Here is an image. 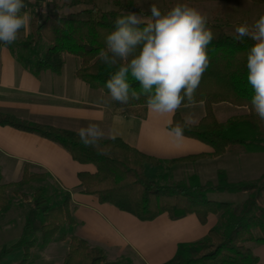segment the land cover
I'll use <instances>...</instances> for the list:
<instances>
[{
  "label": "trees",
  "instance_id": "trees-1",
  "mask_svg": "<svg viewBox=\"0 0 264 264\" xmlns=\"http://www.w3.org/2000/svg\"><path fill=\"white\" fill-rule=\"evenodd\" d=\"M189 3L221 2L228 0H184ZM264 5V0H249ZM30 11L29 32L7 47L13 57L34 74L49 70L59 73L63 55L79 59L76 77L92 87L108 93L105 83L118 66L109 67L98 58L105 48L106 36L114 30L117 17L129 12L140 13L150 18V11H142L132 0L126 3L113 0L115 9L103 10L93 0H72L59 3L56 0H24ZM87 3L75 11L65 8ZM43 9L41 12L40 10ZM163 14V13H162ZM208 21L214 33L208 45L210 64L196 92L197 103L204 106V115L196 124L185 128L184 136L207 144L212 151L167 161L175 163L196 161L201 158L222 156L227 148L241 146L246 151L264 149V122L260 121L251 108L253 90L247 83V54L253 41L244 37L234 39L226 30L224 17ZM142 27V25H141ZM129 81L137 90L138 82ZM118 107L130 108L141 115L146 109V98L132 100L128 104L114 101ZM226 103L245 110L244 114L219 121L213 105ZM183 106V105H182ZM173 125L183 123L178 112L173 116ZM0 125L34 133L49 139L64 148L73 160L80 164H91L93 172L77 174L83 192L95 195L101 203H108L127 212L138 220L150 221L161 214L179 219L194 214L202 224L210 214L218 215V223L211 227L204 238L177 245L174 255L162 264H254L258 258L248 244L264 243V173L253 180L229 181L223 172H218L215 182L200 183L195 176L187 181L161 183L167 179L165 173H156L152 178L146 174L147 166L162 167L163 161L146 155L128 145L120 138L102 140L100 147H84L76 132L42 125L11 114L0 112ZM106 153V154H99ZM38 181L40 185L28 196L23 187ZM24 198L23 224L18 239L11 248H22L25 264L30 251L36 245L45 248L58 235L60 241L68 240L67 252L61 264H111L105 260L102 249L90 245L73 233L76 221L71 214L69 192L49 182L44 172H30L24 168L19 180L10 183L1 181L0 214L7 213L12 204L8 191ZM212 192H241L246 197L237 214L231 213V204L208 198ZM218 225V226H217Z\"/></svg>",
  "mask_w": 264,
  "mask_h": 264
},
{
  "label": "crops",
  "instance_id": "crops-1",
  "mask_svg": "<svg viewBox=\"0 0 264 264\" xmlns=\"http://www.w3.org/2000/svg\"><path fill=\"white\" fill-rule=\"evenodd\" d=\"M223 14L221 18L225 16ZM78 66L79 59L66 54L59 73L45 70L34 74L24 68L7 47L1 46L0 112L76 133L80 127L98 123L106 133L103 140H107L111 130L116 129L120 132L117 138L163 161L161 168L147 166L145 169L150 178L160 171L167 174L168 180L161 179L163 184L169 181L188 182L191 176H195L200 183L216 181L220 171L228 180L235 182L237 179L234 177L251 175L259 164H264V154L232 146L216 158H201L168 166L167 161L210 153L212 149L190 137L184 136L179 141L171 137L168 120H172L173 116L152 113L147 106L141 115L130 108L116 106L109 93L76 77ZM177 112L182 118L193 113L195 122L192 124H196L204 115V106L202 103L181 106ZM230 157L233 159L230 163L217 165ZM26 167L30 172L46 173L50 183L69 192L70 210L76 221L74 235L102 249L105 260L111 264H162L174 255L179 243L204 238L208 230L218 223L217 214H210L204 224L194 214L172 220L164 213L150 221L138 220L108 203L99 202L95 195L83 192L77 174L80 171L93 172V165L76 162L64 148L49 139L0 125L1 181L3 177L9 178L3 183L19 180ZM9 227V222L0 217V234L7 233ZM17 239L15 236L7 238L5 241L11 243L6 247L1 244L0 251ZM64 243L67 252L68 240L60 241V244ZM248 246L258 258L254 264H264V243L250 242ZM20 253V250L17 251L18 256ZM5 254L0 257V264H16L7 260ZM47 258L49 255L45 254L43 261Z\"/></svg>",
  "mask_w": 264,
  "mask_h": 264
},
{
  "label": "clouds",
  "instance_id": "clouds-1",
  "mask_svg": "<svg viewBox=\"0 0 264 264\" xmlns=\"http://www.w3.org/2000/svg\"><path fill=\"white\" fill-rule=\"evenodd\" d=\"M26 7L24 0H0V44L15 43L21 29L27 30L31 17L22 11ZM150 12V18L132 12L117 17L98 58L109 67L118 66L105 83L113 101L128 104L144 96L150 112L174 116L182 105L197 103L196 92L210 64L207 48L215 37L207 15L186 3L175 4L165 14L152 4ZM235 33L237 41L248 37L254 42L247 54V83L253 90L251 108L264 122V14L251 26H237ZM194 122L193 113L184 115L182 124L172 126L169 119V135L183 139L185 128ZM77 135L84 147L94 149L106 138L98 123L80 127ZM118 136L112 129L107 138L115 141Z\"/></svg>",
  "mask_w": 264,
  "mask_h": 264
},
{
  "label": "rangeland",
  "instance_id": "rangeland-1",
  "mask_svg": "<svg viewBox=\"0 0 264 264\" xmlns=\"http://www.w3.org/2000/svg\"><path fill=\"white\" fill-rule=\"evenodd\" d=\"M59 3L62 2H71L72 0H56ZM87 1V0H85ZM97 6L103 10L115 9L116 5L113 3V0H93ZM128 0H118V2L126 3ZM134 4L142 9V11H150V5L155 4L161 11V13L165 14L169 11L175 4L177 3H186L191 7L197 8L203 14H206L208 17V21L216 22L220 15H225V25L226 30L229 34L235 33V28L242 24H247L249 26L253 25L258 18L264 14V5L255 4L249 0H228L221 2H205V3H189L184 0H132ZM88 6L86 2L83 4H78L77 6H73L70 8H65L64 11H75L78 10L79 7ZM28 13L30 11H27ZM137 15H142L140 13H136ZM30 17L31 14L29 13ZM143 16V15H142ZM146 17V16H144ZM147 18V17H146ZM29 32V26L27 30L21 29L19 38H23ZM18 38V39H19ZM66 55V54H64ZM63 55V56H64ZM185 107V106H184ZM189 107V106H187ZM213 111L216 118L224 122L227 119L244 114L245 110L242 108H236L226 103H220L213 105ZM235 149H243L241 146H234ZM253 153H261L264 154V149H258L255 151H251ZM232 157L223 160L222 162H218L217 165L221 166L224 164H228L232 161ZM237 164V163H233ZM259 168H255L250 174L245 177H234L233 179L240 180H253L258 177L261 172H264V164H259ZM243 178V179H241ZM9 178L3 177L2 182H6ZM230 181V180H229ZM211 182H215L212 181ZM234 182V181H231ZM40 183L38 181L31 182L23 187L25 195H29L32 193ZM8 196L12 200L10 210L5 214H0V217L4 218L9 222L10 227L5 234L4 232L0 234V245L8 246L11 242L5 241L9 237L15 236L19 237L22 224H23V215L25 209V201L23 197L18 195H13L12 190L8 191ZM208 198L218 201H224L231 204V213L237 214L241 208V204L246 197L245 193L241 192H215V193H207ZM216 226V225H215ZM218 226V225H217ZM2 235V236H1ZM20 250V255H17V251ZM49 255L47 261H43V257L45 254ZM66 253V244H60V240L58 239V235L53 238L48 246L45 248H41L39 245H36L30 251V257L25 264H55L60 263L62 257ZM5 258L7 260L13 261L18 264L22 259V248L19 246L13 247L9 250V254L7 252L5 254Z\"/></svg>",
  "mask_w": 264,
  "mask_h": 264
},
{
  "label": "built area",
  "instance_id": "built-area-1",
  "mask_svg": "<svg viewBox=\"0 0 264 264\" xmlns=\"http://www.w3.org/2000/svg\"><path fill=\"white\" fill-rule=\"evenodd\" d=\"M41 12L43 11V9L40 10Z\"/></svg>",
  "mask_w": 264,
  "mask_h": 264
}]
</instances>
